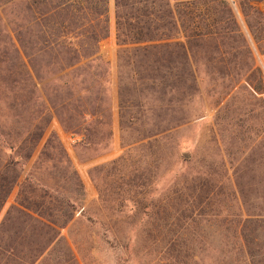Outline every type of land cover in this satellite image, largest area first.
Instances as JSON below:
<instances>
[{"label": "rangeland", "instance_id": "obj_1", "mask_svg": "<svg viewBox=\"0 0 264 264\" xmlns=\"http://www.w3.org/2000/svg\"><path fill=\"white\" fill-rule=\"evenodd\" d=\"M222 1L224 8L208 2L194 9L214 8L208 35L191 41L183 69L173 47L171 59L116 45L107 0L99 54L108 70L100 87L80 94L100 99L106 117L85 122L86 138L65 131L51 113L31 157L21 160L19 182L30 174L60 200L47 204L60 208L51 213L59 239L22 264H264V0ZM15 6L0 0V129L12 139L42 109L37 95L52 96L56 87L46 85L48 77L38 94L31 90L16 37L20 24L29 37L32 23L27 11L18 21ZM182 35L177 27L168 42L184 43ZM122 50L127 56L118 60ZM51 134L64 153L41 151ZM6 137L0 134L1 143ZM17 190L8 192L0 222ZM5 222L11 231L12 219Z\"/></svg>", "mask_w": 264, "mask_h": 264}, {"label": "trees", "instance_id": "obj_2", "mask_svg": "<svg viewBox=\"0 0 264 264\" xmlns=\"http://www.w3.org/2000/svg\"><path fill=\"white\" fill-rule=\"evenodd\" d=\"M208 2L218 8L226 7L222 0H113L116 45H133L132 52L136 56L161 52L171 59L172 52L168 51V47H173L180 64L186 69L191 56V41L208 35L204 29L205 20L212 13L209 9L214 8L201 13L194 9ZM106 4L107 0H16L15 18L21 21L27 11L32 23L29 37L26 38L21 24L17 26L16 41L25 58L24 62L19 56L20 66L25 69L23 73L27 75L31 90L37 94L39 89H44L45 83L43 87L42 81L48 77L52 78L46 81V85L54 84L56 87H52V96L48 93H44L43 97L37 95L42 109L21 134L15 132L12 139V132L0 129V134L7 136L6 142L0 141V209L11 187L17 185L18 188L14 204L0 222V261L32 263L59 239L56 230L59 223L51 213L60 208L55 211L47 206L57 202V192L30 174L19 182L23 171L21 160L31 157L51 113L65 131L86 138L92 132L84 126L85 122L93 117H106L107 108L101 105L100 99L95 97L89 100L80 96L100 87L102 83L98 81L108 70V63L99 54V42L107 36ZM226 11L230 16V10L227 8ZM217 21L212 20V23ZM177 27L183 34L184 43L168 42L175 38ZM124 53L120 51L118 60L127 56ZM69 76L74 77L75 81H62ZM73 88L76 89L74 93ZM59 109L67 111L66 117L61 116ZM42 112L45 116L40 118ZM21 136L23 138L20 139ZM46 150L64 153L53 134L43 144L41 151ZM36 197L43 203H35L33 199ZM65 217V220L71 218L70 215ZM11 219L10 231L5 221ZM13 221H18L19 225L14 227ZM23 228L30 229V232L26 236L20 235L18 239ZM21 245L25 248L23 254V249H17ZM250 264H253L252 260Z\"/></svg>", "mask_w": 264, "mask_h": 264}, {"label": "built area", "instance_id": "obj_3", "mask_svg": "<svg viewBox=\"0 0 264 264\" xmlns=\"http://www.w3.org/2000/svg\"><path fill=\"white\" fill-rule=\"evenodd\" d=\"M261 77H262V81H263V85H264V68L262 69V75H261Z\"/></svg>", "mask_w": 264, "mask_h": 264}]
</instances>
